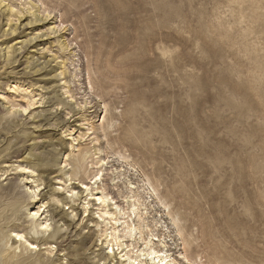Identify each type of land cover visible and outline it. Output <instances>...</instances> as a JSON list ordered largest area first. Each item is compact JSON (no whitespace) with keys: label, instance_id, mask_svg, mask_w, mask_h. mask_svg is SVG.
I'll use <instances>...</instances> for the list:
<instances>
[{"label":"rangeland","instance_id":"1","mask_svg":"<svg viewBox=\"0 0 264 264\" xmlns=\"http://www.w3.org/2000/svg\"><path fill=\"white\" fill-rule=\"evenodd\" d=\"M101 193L178 264H264V0H0V264H116Z\"/></svg>","mask_w":264,"mask_h":264},{"label":"bare ground","instance_id":"2","mask_svg":"<svg viewBox=\"0 0 264 264\" xmlns=\"http://www.w3.org/2000/svg\"><path fill=\"white\" fill-rule=\"evenodd\" d=\"M33 105L34 104L29 103L27 107L30 108V106H33ZM28 108H26L25 110H27ZM103 165H104V162H103ZM21 170L28 172L27 170H30V168L25 167V168H21ZM103 176L104 175L101 173L96 175V181L94 184H97V181H101ZM88 187H89L88 185L83 183V185L79 187V189L81 191L88 190L90 189ZM75 191L76 189H72L70 192H75ZM151 191H152L150 192L151 197H155V199L158 200L159 198H158L157 190L154 189V187H152ZM79 194L80 192L79 193L75 192L72 195H68L67 198H73L75 196H79ZM101 194L102 195H97V198L94 199L96 202L95 206H98L99 208L97 209L98 217L93 218L95 219V222L93 223H95L96 226L92 225L91 228L97 227L98 229L101 230L100 239L103 238L101 240L102 241L101 245L103 246V244L105 243V245L107 246L106 248L107 251L101 254L102 260L106 262L110 261L113 263L114 261L115 262L117 261L116 264H178L176 263V260L171 259L172 258L171 255L168 254L169 250H165L167 249V244L164 241H162L160 238L157 239L156 238L157 235H154V231L156 230V228H159L158 223H156L154 226L152 225L153 227L150 226L148 222V216H147L148 208L146 207L145 204H141L139 202L137 195L133 194V196H131L132 200L130 201L132 203L131 205L132 213L131 214H133L137 219V223L134 224L132 220L130 222L129 220L130 216L128 217L125 216L123 218L124 220L122 222H119L118 217H116L115 214L111 212L112 210H116V209L110 208L111 205L108 203V196H105L104 193H101ZM38 196L39 195L34 190L30 198L37 199ZM66 202H68V200ZM84 205L85 207L83 210H84L85 216L90 217V214H91V211H89L90 204L87 203ZM166 210L169 212L168 208H166ZM40 213H41V209H38L37 211L33 212L31 216L33 219H36L37 217L40 218L45 213V210L42 214ZM56 213L57 211L55 213L53 212L52 219H47V217H45L44 221L38 224L40 227L39 233L46 235L47 231L48 230L50 231V227L53 224V223H50V221L56 218L57 216V215L55 216ZM123 215H125V213ZM64 219L66 220L65 217H61L58 222L64 221ZM89 220L90 219H88L87 221ZM84 221H85V218L82 219V223ZM119 225H124L123 229L120 230ZM143 228H146L147 231L143 230ZM138 233L140 234L141 241H143V244L145 245V249L147 250L136 251L135 246L133 244L128 245L129 242H134L138 240L136 236ZM55 235L51 237H54ZM51 237L46 238L45 236H43L41 239L45 240V243H46L45 245H49L52 239ZM13 238L15 239V242L17 241V242L23 243L26 249L29 251H34L38 249V246H36L37 244L34 243L36 242L37 239L32 238V237H27L22 231L13 232ZM126 239H129V240H126ZM133 239L134 241H131ZM159 242L161 245L157 244ZM189 244L190 243L184 241V244H183L184 252L181 254L182 257L180 259L185 260L187 263L195 264L196 262L190 257V255L188 254V250L186 248L187 245ZM215 260L216 258L214 259V262ZM99 262L101 261L99 260ZM42 264H54V263L52 259L48 258V260Z\"/></svg>","mask_w":264,"mask_h":264}]
</instances>
